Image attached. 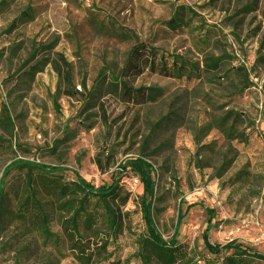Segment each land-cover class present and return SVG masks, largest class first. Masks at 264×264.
I'll return each instance as SVG.
<instances>
[{"label": "rangeland", "instance_id": "rangeland-1", "mask_svg": "<svg viewBox=\"0 0 264 264\" xmlns=\"http://www.w3.org/2000/svg\"><path fill=\"white\" fill-rule=\"evenodd\" d=\"M110 2L0 0V119L6 107L13 127L0 126V175L18 158L60 169L31 170L29 187L25 168L8 174L0 264H224L229 243L264 264V0ZM137 41L199 77L144 72L129 83L156 97L125 101L112 77ZM97 157L114 165L100 173ZM115 183L119 199L93 193ZM34 201L49 203L48 240Z\"/></svg>", "mask_w": 264, "mask_h": 264}, {"label": "trees", "instance_id": "trees-1", "mask_svg": "<svg viewBox=\"0 0 264 264\" xmlns=\"http://www.w3.org/2000/svg\"><path fill=\"white\" fill-rule=\"evenodd\" d=\"M182 7H178L170 20L166 22V27L170 30L180 29V19L178 17L179 10ZM251 10H248L249 12ZM32 17L29 9L24 10L17 18H15L12 24H15L17 21L28 20ZM218 60V59H217ZM217 60H210L214 66L217 64ZM148 73L151 75H159L167 78H175V79H196L199 77L198 68L196 65L178 54L168 53L160 48L151 46L145 42H135L127 51L125 59L122 63V66L118 72V75L112 77V80L116 82L122 88V97L125 101L133 103V104H144L156 97L155 93L157 90L154 88L146 87V86H138L133 87L130 85V79H135L140 76L142 73ZM124 78V79H123ZM158 93V92H157ZM0 126L3 129H11L12 130V122L10 115L7 111V108H3V112L0 119ZM98 170L100 173L106 172L110 169L114 162L110 160L106 165H104L100 158H95L94 160ZM133 164L135 162H132ZM143 163V162H142ZM136 164V163H135ZM125 167V166H123ZM25 168L27 170V186H30V178H31V170H41L45 172H58L59 168L45 165L41 163H35L32 161L24 160V159H14L10 163H8L2 170L0 175V229L3 225L1 222L3 221V214L5 210L2 205V201L4 198L3 194V185L4 182L10 173V171L15 169ZM78 180L84 184L83 179L78 177ZM91 190L90 186L88 187ZM118 190H121V187L115 183L114 185L108 187L107 189L96 190L93 192L95 195L100 198H104L109 196L111 198H118L119 194ZM145 190L146 192L152 191V184L149 182V178L145 180ZM28 198L32 197L31 191L28 192ZM130 196V192L124 191L122 198L120 199V204L125 203ZM40 211V226L39 233L42 238L48 240L50 237H53V233L50 231V218L51 214L45 210V206L49 203H39L34 201ZM153 242L160 245L157 241V238H152ZM225 249H233V252L225 257L224 264H249L253 259H262L259 254L254 252H250L248 250H242L237 246H233L232 243L227 244Z\"/></svg>", "mask_w": 264, "mask_h": 264}, {"label": "built area", "instance_id": "built-area-1", "mask_svg": "<svg viewBox=\"0 0 264 264\" xmlns=\"http://www.w3.org/2000/svg\"><path fill=\"white\" fill-rule=\"evenodd\" d=\"M127 181V178L125 180V183ZM138 183V180L136 178H130V180L127 181L128 186L132 187L135 186Z\"/></svg>", "mask_w": 264, "mask_h": 264}, {"label": "bare ground", "instance_id": "bare-ground-1", "mask_svg": "<svg viewBox=\"0 0 264 264\" xmlns=\"http://www.w3.org/2000/svg\"><path fill=\"white\" fill-rule=\"evenodd\" d=\"M113 2H115V0H111V2H110V4H109V8L112 6V4H113ZM132 15H129L127 18H126V20H125V23L126 24H130V23H132Z\"/></svg>", "mask_w": 264, "mask_h": 264}]
</instances>
